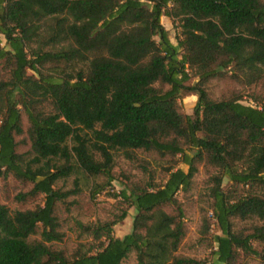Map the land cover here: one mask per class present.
Returning <instances> with one entry per match:
<instances>
[{
  "label": "trees",
  "instance_id": "1",
  "mask_svg": "<svg viewBox=\"0 0 264 264\" xmlns=\"http://www.w3.org/2000/svg\"><path fill=\"white\" fill-rule=\"evenodd\" d=\"M0 66V176L27 186L20 203L44 195L23 210L0 202V264H122L131 253L137 264H208L181 253L178 193L201 167L220 232L210 264L264 261V0H0ZM190 95L193 114L181 110ZM137 151L170 158L166 181L131 183L112 219L80 223L86 250L55 248L57 203L79 191L57 182L83 175L95 197L116 179V155ZM132 206V231L115 237Z\"/></svg>",
  "mask_w": 264,
  "mask_h": 264
},
{
  "label": "rangeland",
  "instance_id": "2",
  "mask_svg": "<svg viewBox=\"0 0 264 264\" xmlns=\"http://www.w3.org/2000/svg\"><path fill=\"white\" fill-rule=\"evenodd\" d=\"M162 23L168 29L170 37L174 43H177L178 29L173 24L171 19L166 16L162 17ZM4 45V40L1 43ZM1 66H0V75ZM196 80V79H195ZM194 80V81H195ZM212 88L217 94H220L223 84L219 81H214ZM197 101L196 95H190L182 99L181 110L187 114H193L194 106ZM248 103H253L247 100ZM23 136L17 139H22ZM28 141H24L19 146L20 152L29 150ZM115 166L113 173L115 180L111 186L92 197L91 194V179L85 178L83 175L78 177L72 175L66 179L59 180L56 188H61L64 191L74 190L79 188L78 193L69 195L65 201H60L56 206V215L61 224V230L65 233L63 240L54 242L52 245L57 249L64 250L68 255L75 253L78 250H86L89 247L91 238L82 232L80 223L88 224L99 220H110L114 217V213L120 211L119 194L126 186L131 183H146L154 182L157 184L163 183L167 179L166 168L170 164L168 156L162 157L156 152L137 151V158L129 160L118 153L115 158ZM104 177H100L98 181H104ZM210 184L208 183V175L201 167L200 171L194 178V183L189 192L180 191L178 197L181 200L185 209V223L187 225V236L181 249V253L204 259L210 264L213 258L212 251L215 249L212 246V238L220 233L217 224L213 220V213L210 209L211 195ZM27 190L22 182L13 176L4 178L0 176V202L6 204L12 211L23 210L34 207L36 204H44V195H39L36 199L26 203H20L15 199V196L21 191ZM137 210L134 206L128 209L127 217L116 224L113 229L115 237H123L130 233L133 228L134 217ZM208 218L213 221L208 234H203L204 219ZM251 224V221H235L236 229L246 228ZM42 230L40 226L39 232ZM40 237V234L37 235ZM216 245V244H214ZM244 264H264L260 258L249 256L243 258ZM122 264H137L136 256L131 253Z\"/></svg>",
  "mask_w": 264,
  "mask_h": 264
}]
</instances>
